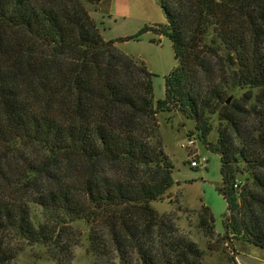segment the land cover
<instances>
[{
    "label": "trees",
    "instance_id": "1",
    "mask_svg": "<svg viewBox=\"0 0 264 264\" xmlns=\"http://www.w3.org/2000/svg\"><path fill=\"white\" fill-rule=\"evenodd\" d=\"M160 2L164 24L122 38L173 41L179 64L156 100V74L82 0H0V264L26 244L71 264L80 222L95 264H201L205 250L152 205L175 183L159 122L175 107L221 156L224 238L264 248V0ZM198 218L213 238L205 204Z\"/></svg>",
    "mask_w": 264,
    "mask_h": 264
},
{
    "label": "rangeland",
    "instance_id": "2",
    "mask_svg": "<svg viewBox=\"0 0 264 264\" xmlns=\"http://www.w3.org/2000/svg\"><path fill=\"white\" fill-rule=\"evenodd\" d=\"M95 17L105 39H116L117 46L135 59L144 60L156 74L155 98L165 97L166 77L179 64L173 41L152 30L140 33L138 38L123 40L137 34L145 26H159L167 20L160 0H102L93 4L82 0ZM160 132L166 152L174 162V185L159 200L152 201L160 213H173L179 229L205 250L201 264H264V248L235 237L224 238L228 202L218 191L223 184L221 156L208 149L199 137L196 123L178 108L159 113ZM195 143L189 146V140ZM217 130L209 135L216 140ZM207 157L205 165L194 167L190 157L197 152ZM208 206L214 216L217 234L209 238L199 226L198 215ZM37 212L41 210L37 208ZM83 236L74 248L71 264H95V256L89 249L88 227L78 224ZM117 264H121L119 259ZM16 264H58L49 259L41 245L26 244L15 260Z\"/></svg>",
    "mask_w": 264,
    "mask_h": 264
},
{
    "label": "built area",
    "instance_id": "3",
    "mask_svg": "<svg viewBox=\"0 0 264 264\" xmlns=\"http://www.w3.org/2000/svg\"><path fill=\"white\" fill-rule=\"evenodd\" d=\"M195 143V137H192L189 140V146L193 145ZM190 164L194 167H197L199 165H205L206 162L208 161L207 157L201 156L198 151L193 153L192 156L190 157Z\"/></svg>",
    "mask_w": 264,
    "mask_h": 264
}]
</instances>
